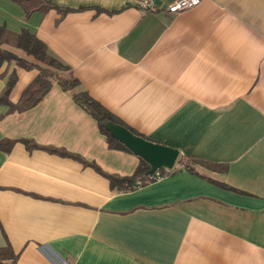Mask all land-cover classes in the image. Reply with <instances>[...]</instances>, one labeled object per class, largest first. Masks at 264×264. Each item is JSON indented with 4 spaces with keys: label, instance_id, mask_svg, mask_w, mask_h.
<instances>
[{
    "label": "crops",
    "instance_id": "0c3cea01",
    "mask_svg": "<svg viewBox=\"0 0 264 264\" xmlns=\"http://www.w3.org/2000/svg\"><path fill=\"white\" fill-rule=\"evenodd\" d=\"M48 1L70 11L27 15L0 0V26L34 34L124 127L200 163L112 189L70 156L117 176L139 157L111 148L74 92L53 84L27 110L0 106V142L15 141L0 149V246L17 264H264V0L177 14L170 0L153 12L139 0ZM15 73L12 102L35 76Z\"/></svg>",
    "mask_w": 264,
    "mask_h": 264
},
{
    "label": "trees",
    "instance_id": "16d2710c",
    "mask_svg": "<svg viewBox=\"0 0 264 264\" xmlns=\"http://www.w3.org/2000/svg\"><path fill=\"white\" fill-rule=\"evenodd\" d=\"M15 1L21 7H23L27 15L33 11L45 12L49 9H57L62 13V15L70 11V9L67 8H59L48 0ZM4 45L23 51L27 57L31 58V60L18 57L15 54L3 49L2 46ZM4 64L8 66H14V70L11 73L0 72V78L5 79L4 88L0 93V106L7 108L5 114L15 111H24L35 106L48 93L52 85L57 84L64 91L74 92L72 95L73 100L89 116H91V118L95 120L100 132L106 138L107 143L111 148L127 150L122 144L112 138L104 128V124L108 121L120 125L122 124L117 121L103 106L93 100L86 91L80 89L78 80L67 75L69 72V67L52 56L45 44L41 42L34 34H31L27 31L11 33L4 27L0 26V69ZM17 68L27 72L32 71L35 73V76L32 81L23 89L19 99L16 102H12L10 100V95L17 84V77L15 73V69ZM127 129L130 130L129 128ZM130 131L137 136H141L132 130ZM143 138L146 139L145 137ZM20 141H23V143H25L29 149L37 147L28 140ZM14 143L15 141L3 140L0 142V149L8 152ZM60 154L67 155L63 152H60ZM70 157L92 167L95 171L107 178L110 187L117 191H129L136 189L142 185L144 180L150 177V175L147 173L149 166L141 158H139V165L133 175L117 176L104 173L95 164L85 163L76 156L71 155ZM178 162L191 172H193L194 169L192 165L195 163H200L199 160L193 158H186L183 160L181 156L178 157ZM158 172L160 174L166 175L168 172H170V170L160 169ZM138 183H141L140 186H138ZM17 260L18 256L12 251L10 246H0V264H17Z\"/></svg>",
    "mask_w": 264,
    "mask_h": 264
},
{
    "label": "water",
    "instance_id": "95a60500",
    "mask_svg": "<svg viewBox=\"0 0 264 264\" xmlns=\"http://www.w3.org/2000/svg\"><path fill=\"white\" fill-rule=\"evenodd\" d=\"M104 128L112 138L148 164V174L160 169L172 170L178 161L179 151L175 148L146 140L111 121L106 122Z\"/></svg>",
    "mask_w": 264,
    "mask_h": 264
},
{
    "label": "built area",
    "instance_id": "2783aa9c",
    "mask_svg": "<svg viewBox=\"0 0 264 264\" xmlns=\"http://www.w3.org/2000/svg\"><path fill=\"white\" fill-rule=\"evenodd\" d=\"M157 1L158 0H139L137 2V7L144 12H153L158 7ZM201 1L202 0H170L165 6L169 13L177 14L198 6ZM149 175L150 177L144 180L142 185L161 180L166 176L165 174H160L158 171ZM140 184L141 183H138V186H140Z\"/></svg>",
    "mask_w": 264,
    "mask_h": 264
}]
</instances>
